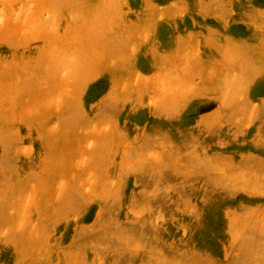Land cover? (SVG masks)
Returning a JSON list of instances; mask_svg holds the SVG:
<instances>
[{
  "label": "crops",
  "instance_id": "1",
  "mask_svg": "<svg viewBox=\"0 0 264 264\" xmlns=\"http://www.w3.org/2000/svg\"><path fill=\"white\" fill-rule=\"evenodd\" d=\"M73 2L76 0L54 3L70 14L66 24L57 10L53 9L51 20L44 21L38 9L23 20L21 30L41 34L94 30L103 34L101 41L93 44L91 54L89 46L85 47V56L80 51L83 63L75 65L72 81L65 85L56 74L57 59L52 58L58 50L59 39L55 36L49 37L33 57L13 60L12 67L21 68H17L19 74L9 75V82L11 86L20 83L22 101L12 109L9 119L24 122L29 104L33 103L38 116L30 124L25 122V126L45 145L50 144V138L41 134L43 120L57 114L65 116V129L60 134L63 140H67L68 136H63L71 129L79 139L84 130L116 129L114 120L118 114L123 110L136 113L142 108L148 119L163 115L172 121L169 133L173 135L178 129L184 133L197 127L210 137L204 145L213 146V150L203 157L214 167L203 172L207 185L198 192L221 194L227 201L223 205L215 197L208 205L212 211L208 217L199 223L182 222L183 228L188 226L184 235L173 231L170 236H157L156 245L152 244L155 251H151L161 259L160 264L178 258L182 264H200L190 261V257L206 258L216 264L226 246L238 257H264V0ZM1 37L11 42L8 34ZM25 42L23 37L14 44L25 46ZM122 46L140 52L142 64L135 58L126 60L120 56ZM174 66L181 72L170 73ZM100 80L105 83L104 89L92 96L86 113L81 107L82 96L90 84ZM169 81L183 83L179 96L169 104V113L151 110L139 101L147 92L154 94L160 89L158 83L168 88ZM191 81L199 83L197 96L189 90ZM66 87L69 90L63 97L61 89ZM194 98H199L198 109L203 102L211 107L199 111L192 125L185 124ZM257 115L260 121L254 124ZM178 120L182 121L179 125L175 124ZM17 134L19 130L14 127H1L0 145L16 146L21 141ZM236 195H243V200L234 203ZM207 198L201 196L199 200ZM173 241L184 244L174 245L169 251ZM141 255L145 259L146 251Z\"/></svg>",
  "mask_w": 264,
  "mask_h": 264
},
{
  "label": "rangeland",
  "instance_id": "2",
  "mask_svg": "<svg viewBox=\"0 0 264 264\" xmlns=\"http://www.w3.org/2000/svg\"><path fill=\"white\" fill-rule=\"evenodd\" d=\"M44 1L0 0V128L14 127L21 136L16 146L0 145V264H160L161 259L153 253L155 247L152 249L157 236H170L173 231L184 235L188 226L183 228L182 222L199 223L208 217L212 212L208 205L215 197L223 205L227 201L221 194L198 192L207 185L204 173L214 168L203 157L213 150V146L204 145L210 137L197 127L184 133L178 129L173 135L169 133L172 121L163 115L151 121L143 108L136 113L123 110L114 120L116 129L84 130L80 139L72 129L63 136H68L67 140L61 139L65 116H47L41 134L50 138L48 145L25 126L38 116L33 103L24 122L10 120L12 109L22 101L20 83L11 86L9 82V75L19 74L17 68H21H13V60L33 57L55 36L58 50L52 58L57 59L56 74L65 85L71 83L75 65L83 63L80 51L85 56L89 46L91 54L93 44L103 35L93 29L76 34L23 33V20L38 9L44 21L51 20L53 9L63 24L70 21V14L54 4L60 0ZM3 33L11 42L1 37ZM23 37L25 46L14 44ZM121 55L141 63V54L134 48L120 47ZM169 72L180 73V67ZM158 84L160 89L154 94L147 92L139 101L151 110L169 113V104L179 96L183 83L169 81L168 88ZM188 84L197 96L199 83ZM104 86L103 80L89 85L81 99L83 111L88 113L92 96ZM68 90L61 89L63 97ZM194 99L185 124L192 125L199 111L211 107L203 102L198 109L199 98ZM259 119L257 115L254 124ZM201 196L209 198L200 201ZM237 200H243V195H236L234 203ZM183 244L170 242L169 251ZM228 249L224 248L225 254L216 264H264V257H238ZM189 260L211 264L206 258ZM169 264L182 262L178 258Z\"/></svg>",
  "mask_w": 264,
  "mask_h": 264
}]
</instances>
